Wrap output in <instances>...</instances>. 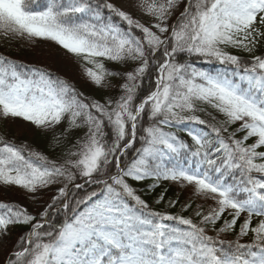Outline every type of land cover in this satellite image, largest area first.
<instances>
[{"label": "snow or ice", "instance_id": "1", "mask_svg": "<svg viewBox=\"0 0 264 264\" xmlns=\"http://www.w3.org/2000/svg\"><path fill=\"white\" fill-rule=\"evenodd\" d=\"M13 41L101 94L0 54V120L54 154L0 135L2 264H264V0H0Z\"/></svg>", "mask_w": 264, "mask_h": 264}, {"label": "rangeland", "instance_id": "2", "mask_svg": "<svg viewBox=\"0 0 264 264\" xmlns=\"http://www.w3.org/2000/svg\"><path fill=\"white\" fill-rule=\"evenodd\" d=\"M17 42L29 51V64H33L39 67H46L51 71L58 72L60 75L70 78L72 81H80L87 85L85 79L81 76L79 65L75 63L71 58L64 57L54 45L40 44L39 46H33L26 41ZM2 122L6 128L11 130L15 134H24L31 137L38 132H44L40 129H36L31 124L25 123L21 119L2 120ZM169 185L175 187L178 194H180V196L184 199L190 194L189 191H180L175 184ZM0 196L3 198L2 200H16L22 204H28V201L24 198L23 193L18 189H14L7 194H0ZM3 257L4 252L0 250V264H2L3 262Z\"/></svg>", "mask_w": 264, "mask_h": 264}, {"label": "trees", "instance_id": "3", "mask_svg": "<svg viewBox=\"0 0 264 264\" xmlns=\"http://www.w3.org/2000/svg\"><path fill=\"white\" fill-rule=\"evenodd\" d=\"M0 54H4L6 56L11 57L14 60L20 61V62H24V63H28V59H30V54L29 51L27 49H25L24 46H21L20 44H18L17 41H13L12 43H3L0 44ZM198 66L201 67H205V68H214L215 65L209 66L206 64H200ZM73 83L77 84L82 91L85 92V94H92L94 96H99L101 93L95 91L89 84H84L82 82H75L73 81ZM0 135L4 136L7 139H11L14 140L16 143H27L29 145H31L33 148L44 152L45 154L48 155H54L51 151V149L49 148V144L51 142V133H46V132H38L37 134L29 137L27 135L24 134H15L14 132H12L11 130H9L8 128L5 127V125L3 124L2 120H0ZM141 187H143L141 185ZM168 187V195L172 196L173 193H178L176 188L171 186V185H167ZM1 197V196H0ZM180 200L183 201L184 198H182L179 194ZM0 199H3L2 197ZM6 200V199H4ZM149 202L151 203L152 200L149 199ZM23 231L22 228H18L15 230V234H19ZM228 238H233L231 236H228ZM5 255V253H4Z\"/></svg>", "mask_w": 264, "mask_h": 264}]
</instances>
